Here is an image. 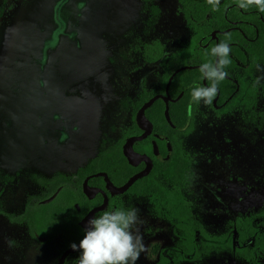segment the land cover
Masks as SVG:
<instances>
[{"label":"rangeland","instance_id":"obj_1","mask_svg":"<svg viewBox=\"0 0 264 264\" xmlns=\"http://www.w3.org/2000/svg\"><path fill=\"white\" fill-rule=\"evenodd\" d=\"M154 3L160 13L150 23L142 0H0V173L14 177L0 179V264L53 263L62 242L29 236L20 220L26 197L42 193L45 178L74 173L116 140L130 123L124 98L154 88L159 57L189 42L178 1ZM193 120L185 138L193 159L185 193L215 235L229 218L264 207V129L202 101ZM130 206L138 209L146 249L135 264H154L174 244L169 224L144 198ZM178 264H264V253L249 262L234 251L202 250Z\"/></svg>","mask_w":264,"mask_h":264},{"label":"trees","instance_id":"obj_2","mask_svg":"<svg viewBox=\"0 0 264 264\" xmlns=\"http://www.w3.org/2000/svg\"><path fill=\"white\" fill-rule=\"evenodd\" d=\"M142 1L144 9L148 12L149 22L154 23L160 13L154 3L156 0ZM177 1L187 26L193 30L191 39L176 51L159 57L161 73L158 84L154 88H144L135 97L124 98L122 106L130 111V124L121 130L116 140L102 145L97 154L85 165L78 167L74 173L56 172L51 178L44 179L46 189L42 194L35 193L27 196L20 219L26 223L32 236H46L52 239L60 235L65 242V248L71 243L80 241L84 235V227L80 225V221L92 207L99 205L103 200L101 193L88 198L82 190L83 180L88 175L105 172L115 185L121 186L133 174L143 169V162L133 166L128 161L123 152V145L129 136L141 132L136 122L139 108L155 94H165L170 76L176 69L183 67L173 76L168 87L171 98L175 99L169 101V115L175 127H172L165 117L166 104L162 98L156 99L145 110V115L153 124V131L147 138L136 142L134 149L152 157V169L146 176L137 179L124 194L109 196V203L105 210L131 209L125 196L127 198L142 196L150 202L151 212L169 220L171 229L176 235L177 245L163 249L155 264H178L184 259H195L202 253V250L207 252L210 249L217 252L232 251L233 227L236 229L239 244L235 249L237 257L255 261L260 253H264V208L250 215H239L235 221H229L226 233L219 237L223 243L217 245L214 242V236H208L202 227L200 229L199 221L192 214L191 204L184 192L187 184L186 173L191 164V157L184 147L185 138L193 131V112L197 104L191 100V90L197 86V83L205 86L199 72L200 64L211 59L205 56V52L222 40H227V36L230 35L231 39L227 42L232 49L230 54H236V59L246 63L247 57L243 50L248 52V58H264V22L258 18L262 24V30L255 38V29L247 22L253 16V9L248 11L239 9L236 0H220V7L217 11L212 10L207 0ZM3 10V6H0V17ZM238 19L244 21L237 24L231 22ZM215 29L228 30L224 33H217L216 39H213L211 32ZM246 36L255 38L256 41L252 42ZM206 43L208 45L204 46ZM230 54L231 64L228 67L237 65L236 59ZM187 66L194 67L187 68ZM227 73L233 75L228 71ZM205 81L207 84L210 83L208 80ZM235 88L236 83L226 77L218 85L220 93L217 102L221 103L222 100L229 102V96L234 99L242 95L248 98L244 97L247 103L242 105L243 109L249 110V107L254 105V102H250L252 99L255 100L257 95L264 96V84H261L259 88L255 86L257 93L245 91L242 83L238 91H235ZM182 91V96L176 99ZM189 106H191V115L188 114ZM259 115L261 117L258 126L264 128V111L259 112ZM155 134L164 135L166 138H158ZM152 140L156 141L161 157L153 154ZM168 144L171 147L170 151ZM0 179L9 181L12 177L0 173ZM88 183L105 189L103 176H92ZM58 188L60 189L52 200L43 202ZM105 210L98 212L97 215ZM0 213H5L1 193ZM197 230H200L199 234ZM197 235L202 238L200 244L196 241ZM250 238L253 240L252 244L244 245ZM243 249L249 251L242 252Z\"/></svg>","mask_w":264,"mask_h":264},{"label":"clouds","instance_id":"obj_3","mask_svg":"<svg viewBox=\"0 0 264 264\" xmlns=\"http://www.w3.org/2000/svg\"><path fill=\"white\" fill-rule=\"evenodd\" d=\"M213 11L219 10L220 0H207ZM239 9L248 11L256 9L264 13V0H236ZM231 36H227L230 40ZM227 40H222L205 52L211 57L199 66L203 79L210 83L207 86H195L191 90V100L195 103L201 101L212 104L218 92V85L225 80L228 73L227 67L231 64L229 57L232 51ZM258 71L264 72L257 66ZM261 77L257 78L259 83ZM188 114L191 115V106ZM141 223L138 209L115 208L105 210L97 216H92L87 221L84 235L79 244L71 243L73 250L79 249L77 264H135L140 253L145 251L143 236L139 232Z\"/></svg>","mask_w":264,"mask_h":264},{"label":"flooded vegetation","instance_id":"obj_4","mask_svg":"<svg viewBox=\"0 0 264 264\" xmlns=\"http://www.w3.org/2000/svg\"><path fill=\"white\" fill-rule=\"evenodd\" d=\"M253 11V16H252V18H251V20H249V21H247V22H249L250 24H251V27H253L254 29H255V38L256 37H258L259 36V32L262 30V24L258 21V18H260L263 22H264V16H263V13H260L259 11H257L256 9H253L252 10ZM244 20H233V21H231L233 24H237V23H240V22H243ZM246 21V20H245ZM231 28H233V27H231ZM190 30H191V32H192V35H193V30L191 29V28H189ZM228 29H230V28H228ZM228 29H225V30H220V29H215L214 31H212L211 32V35H212V38L213 39H216V34L217 33H224V32H226ZM251 33V32H250ZM192 35H191V37H192ZM246 38L248 39V40H250V41H256V39L255 38H249V37H247L246 36ZM191 39V38H190ZM208 45V43H206L204 46H207ZM240 47H241V45H240ZM243 52H244V55H245V57H247L246 58V63H242V61H240V60H238V59H236V57H237V55L236 54H230L231 55V57H234L235 59H236V62H237V65H235V66H230V67H228L227 68V71L228 72H230V73H232L233 75H231V74H228L227 75V78H230V79H232L235 83H236V88H235V91H238L239 89H240V87H241V83H242V86L244 85L245 86V88H244V90L245 91H250V93L251 92H256V89L257 88H259L260 87V85L261 84H264V78H262V79H260V81H259V83H257L256 81H257V77L255 76V71H257V66H259L260 67V69L261 68H264V58H259V59H254L253 57H250V58H248V52L246 51V50H243ZM192 67H194V66H191V68ZM206 79H202V82H203V84L205 85V86H207L208 84L206 83V81H205ZM241 82V83H240ZM197 86H201V84H199V83H197L196 84ZM255 86H257V88H255ZM235 91L233 92V93H235ZM257 92H258V90H257ZM256 92V93H257ZM219 93H220V91H219V89H218V92H217V95H216V97L214 98V100H213V102H212V104H211V107L215 110V111H217L218 113H220V114H227V113H233V112H236L237 113V116H238V119L240 120V122H241V124H243V125H247V124H249L248 126H250V127H252V128H257V129H261V130H263L264 128H260L259 126H258V123H259V119H260V115H259V112H263L264 111V96H258L257 95V98L254 100V99H252L250 102H254V105L253 106H250L249 107V110H247V109H243V104H246L247 103V100L246 99H248V98H246L245 96H242V95H240V96H238V97H236V98H234V99H232L231 98V96H229L228 98H229V102L228 101H224V100H222L221 101V103H218L217 101L219 100ZM232 93V94H233ZM231 94V95H232ZM156 95V94H155ZM170 95V94H169ZM171 97V96H170ZM246 99H245V98ZM158 99V98H157ZM163 99V98H162ZM173 101H174V99H172ZM171 101V100H170ZM228 102V103H227ZM230 103V104H229ZM166 104V103H165ZM198 106H199V103H197L196 105H195V110H194V112H193V119H194V115H195V112H196V110H197V108H198ZM147 117V116H146ZM148 118V117H147ZM151 122V121H150ZM172 122V121H171ZM193 122H194V120H193ZM152 123V122H151ZM130 124V123H129ZM138 124V123H137ZM171 125V124H170ZM174 125V124H173ZM242 125V126H243ZM139 126V125H138ZM172 126V125H171ZM172 127H175V125L174 126H172ZM140 128V127H139ZM141 129V128H140ZM152 131H153V124H152V130H151V132L145 137V138H147L151 133H152ZM143 133V129H141V132L139 133V134H137V135H132V136H138V135H140V134H142ZM192 133V132H191ZM190 133V134H191ZM189 134V135H190ZM189 135H187V136H189ZM132 136H129L128 138H130V137H132ZM155 136L156 137H158V138H161V139H164V138H166L164 135H159V134H155ZM127 138V139H128ZM145 138H143V139H145ZM143 139H141V140H143ZM141 140H138V141H141ZM127 141V140H126ZM138 141H135L134 143H133V149H134V144L136 143V142H138ZM152 145H153V154L156 156V157H161L160 156V153H159V149H158V145H157V143H156V141L155 140H152ZM154 145L156 146V148H154ZM185 147V146H184ZM100 149V148H99ZM168 149H169V151L171 150V147H170V145L168 144ZM135 150V149H134ZM185 150H186V148H185ZM136 152H138V153H140V154H143V155H145V156H147L149 159H150V161H151V168H150V170H149V172L151 171V169H152V165H153V160H152V157L149 155V154H147V153H145V152H139V151H137V150H135ZM98 152V151H97ZM186 152H188L187 150H186ZM97 154V153H96ZM95 154V155H96ZM189 154V153H188ZM190 155V154H189ZM94 157V156H93ZM92 157V158H93ZM191 157V156H190ZM91 158V159H92ZM90 160V159H89ZM89 160H87L83 165H85ZM144 163V167H143V169L146 167V161L145 160H142V161H140L138 164H136V165H133V166H137V165H139L140 163ZM192 162H193V159H192V157H191V164H190V166H189V169H188V171H187V173H186V181H187V175H188V173H189V170H190V167H191V165H192ZM83 165H81V166H83ZM80 167V166H79ZM142 169V170H143ZM77 170V169H76ZM142 170H140V171H142ZM139 171V172H140ZM57 172H60V171H57ZM148 172V173H149ZM56 173V172H55ZM54 173V174H55ZM63 173V172H62ZM136 173H138V172H136ZM135 173V174H136ZM147 173V174H148ZM53 174V175H54ZM64 174H66V173H64ZM69 174H71V173H69ZM96 174V173H95ZM107 174V173H106ZM147 174H145L144 176H146ZM52 175V176H53ZM92 175V174H91ZM134 175V174H133ZM132 175V176H133ZM51 176V177H52ZM88 176H90V175H88ZM131 176V177H132ZM144 176H142V177H144ZM12 177V179L11 180H9V181H12L13 179H14V177L13 176H11ZM51 177H49V178H51ZM87 177V176H86ZM85 177V178H86ZM49 178H45L46 180L47 179H49ZM91 178V177H90ZM141 178V177H140ZM110 179V178H109ZM139 179V178H138ZM85 180V179H84ZM84 180H83V182H84ZM89 180V179H88ZM105 180V179H104ZM111 180V179H110ZM129 180V179H128ZM127 180V181H128ZM126 181V182H127ZM136 181V180H135ZM83 182H82V190H83ZM111 182H112V180H111ZM125 182V183H126ZM113 183V182H112ZM124 183V184H125ZM89 184V183H88ZM114 184V183H113ZM123 184V185H124ZM90 185V184H89ZM115 185V184H114ZM187 185V184H186ZM90 186H92V187H97V186H93V185H90ZM115 186H117V185H115ZM122 186V185H121ZM44 188L46 189V187H45V184H44ZM97 188H100V187H97ZM185 188H186V186H185ZM185 188H184V192H185ZM59 189L60 188H58V190L54 193L55 194V196H56V194L58 193V191H59ZM100 189H102V190H104L105 192H106V194H107V196H108V203H109V196H114V195H120V194H124L125 192H123V193H120V194H111V192L108 190V188L106 187V182H105V189H103V188H100ZM84 192V191H83ZM1 193V192H0ZM97 193H101V192H96L95 193V195L94 196H96V194ZM32 194H35V193H32ZM37 194H42V193H37ZM53 194V195H54ZM85 194V193H84ZM102 194V193H101ZM31 195V194H30ZM52 195V196H53ZM86 195V194H85ZM185 195H186V193H185ZM29 196V195H28ZM54 196V197H55ZM87 196V195H86ZM93 196V197H94ZM102 196H103V194H102ZM51 197V196H50ZM49 197V198H50ZM53 197V198H54ZM88 197V196H87ZM92 197V198H93ZM144 198V199H146L147 201H148V199L146 198V197H142V196H132V197H130V198H127V196H125V199H126V201L128 202V203H130V205H131V200L133 199V198ZM186 197H187V195H186ZM27 198V197H26ZM52 198V199H53ZM89 198V197H88ZM1 199H2V197H1ZM48 199V198H47ZM51 199V200H52ZM187 199L189 200V198L187 197ZM46 200V199H45ZM45 200H43V202H45ZM103 200H104V196H103ZM103 200H102V202L99 204V205H101L102 203H103ZM26 201V200H25ZM48 202V201H47ZM189 202H190V204H191V207H192V214L195 216V218L199 221V226H200V229H201V227H202V229H203V231H204V233H206L208 236H214L215 237V244H217V245H221L222 243H223V241L222 240H220L219 239V237L221 236H223V234L224 233H226V229H227V224H228V222L229 221H235V219H236V217L237 216H239V215H241V216H243V215H250L251 213H256V212H258L259 210H261V209H263L264 207H262V208H260L259 210H257V211H255V212H251V213H247V214H243V213H239V214H237L234 218H229L228 220H227V222H226V224H225V226H224V229H223V231H221V232H219L218 234H215V235H209L208 234V232L205 230V227H204V225H203V223L201 222V220L199 219V217L198 216H196V214H195V212H194V208H193V206H192V203H191V201L189 200ZM3 203V202H2ZM150 202L148 201V204H149ZM24 205H25V202H24ZM99 205H96V206H99ZM76 206H78V205H76ZM96 206H94V207H96ZM107 206H108V204H107ZM107 206H106V208H107ZM150 206V205H149ZM131 207V206H130ZM93 208V207H92ZM91 208V209H92ZM105 208V209H106ZM78 209V208H77ZM90 209V210H91ZM105 209H103V210H105ZM23 210H24V207H23ZM23 210H22V212H23ZM89 210V211H90ZM149 210H150V208H149ZM88 211V212H89ZM100 211H102V210H100ZM100 211H98V212H100ZM87 212V213H88ZM97 212V213H98ZM151 212V211H150ZM97 213L95 214V216H97ZM153 213V212H152ZM1 214H4V213H1ZM153 214H155V213H153ZM156 215V214H155ZM21 216V215H20ZM156 217H158V218H162V219H164V220H166L167 222H168V224H169V228H170V232H171V234H172V236L174 237V244L173 245H171V246H169V247H176V245H177V243H176V235L173 233V231H172V229H171V225H170V222H169V220L166 218V217H160V216H158V215H156ZM21 221H23L22 219H20ZM82 221V220H81ZM80 221V222H81ZM24 222V221H23ZM25 223V222H24ZM25 225H26V223H25ZM80 225H81V223H80ZM26 229H27V232H28V234H29V236L31 237V238H33L34 240H36V241H38V242H44V243H48V242H50V241H52L53 239H55V238H59L60 239V241L62 242V244H61V247H60V249H59V252H58V256H57V258L53 261V263L52 264H57L58 263V261H59V259H60V257L63 255V253L67 250V249H69V248H71L70 246L69 247H66L65 248V242H64V240H63V238L60 236V235H57V236H55V237H53L52 239H48L46 236H43V237H41V236H32L31 234H30V232H29V230H28V227H27V225H26ZM199 232H200V230H197V234H199ZM196 241H197V243L198 244H200L201 243V241H202V238L199 236V235H197L196 236ZM252 238H250V239H248V241H247V243H245L244 245H251L252 244ZM79 242H77L76 244H78ZM239 246V244H238V241H237V232H236V229H235V227H233V236H232V251H234V254H235V249H236V247H238ZM165 248H168V247H165ZM165 248H162L161 250H160V252H159V255H160V253H162L163 252V249H165ZM211 250V249H210ZM209 250V251H210ZM206 251V250H205ZM208 251V252H209ZM78 252V254H77V258L73 261V262H71V264H77V259H78V256H79V249H77V250H75V251H72V252H69L66 256H65V258H64V260H63V262H62V264H66V261H67V259L70 257V256H73L75 253H77ZM207 252V251H206ZM260 254H263V253H260ZM158 255V259H159V256ZM236 255V254H235ZM157 259V260H158ZM189 259V258H188ZM241 259H244V260H246V261H248L247 259H245V258H241ZM185 260V259H184ZM250 262V261H249ZM156 263V262H155ZM154 263V264H155Z\"/></svg>","mask_w":264,"mask_h":264},{"label":"water","instance_id":"obj_5","mask_svg":"<svg viewBox=\"0 0 264 264\" xmlns=\"http://www.w3.org/2000/svg\"><path fill=\"white\" fill-rule=\"evenodd\" d=\"M187 68H191V66H187ZM182 68H178L176 69L172 75L170 76L169 80H168V83L166 85V93L165 94H156L154 96H152L149 100H147L140 108L139 110L137 111V114H136V122L138 123L139 127L141 129H143V133L138 135V136H132L130 138L127 139V141L125 142V144L123 145V152H124V155L126 156V158L128 159V161L133 164V165H136L138 164L140 161L142 160H145L146 161V167L134 174L132 177L129 178V180L122 186H115L111 180L109 179L108 175L105 173V172H98L96 174H92L90 176H87L83 182V191L84 193L89 197V198H92L96 192H101L104 196V200H103V203L99 206H96V207H93L87 214L86 216L82 219V221L80 222L82 227H85L87 226V221L92 217V216H95V214L100 211V210H103L106 208L107 204H108V196L106 194V192L100 188H97V187H92L88 184V179L92 176H103L104 179H105V182H106V187L108 188V190L111 192V194H120V193H123L125 192L134 182L135 180H137L138 178L144 176L145 174H147L151 168V161L150 159L143 155V154H140L138 152H136L134 149H133V143L135 141H138V140H141L143 138H145L152 130V123L150 122V120L146 117L145 115V110L152 105V103L157 99V98H163V100L165 101L166 103V108H165V117L167 119V121L172 125L173 123L171 122V119H170V115H169V101L172 100V98L170 97L169 95V91H168V87L171 83V80L173 78V76L178 72L180 71ZM183 94V91L179 94V96L176 98H180ZM175 100V99H174ZM154 148H156V146L154 145ZM55 196V194L53 196H51L50 198L46 199L45 202L47 201H50L53 197ZM79 244V243H78ZM77 244V245H78ZM78 249V248H77ZM72 251H75L73 250L72 248H69L67 249L63 255L60 257L59 261L57 264H62L65 256L69 253V252H72Z\"/></svg>","mask_w":264,"mask_h":264}]
</instances>
